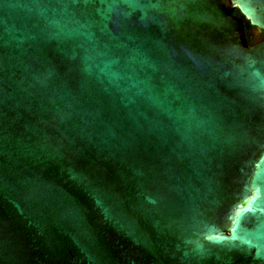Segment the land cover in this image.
<instances>
[{
    "label": "water",
    "instance_id": "95a60500",
    "mask_svg": "<svg viewBox=\"0 0 264 264\" xmlns=\"http://www.w3.org/2000/svg\"><path fill=\"white\" fill-rule=\"evenodd\" d=\"M264 0H0V264H264Z\"/></svg>",
    "mask_w": 264,
    "mask_h": 264
},
{
    "label": "trees",
    "instance_id": "16d2710c",
    "mask_svg": "<svg viewBox=\"0 0 264 264\" xmlns=\"http://www.w3.org/2000/svg\"><path fill=\"white\" fill-rule=\"evenodd\" d=\"M232 14L242 20L247 44H251L253 40L250 38V34L252 31H255L257 29L249 25L248 21L239 13L237 8H234V10L232 11ZM260 33L264 35V32L260 31Z\"/></svg>",
    "mask_w": 264,
    "mask_h": 264
},
{
    "label": "flooded vegetation",
    "instance_id": "af4514ba",
    "mask_svg": "<svg viewBox=\"0 0 264 264\" xmlns=\"http://www.w3.org/2000/svg\"><path fill=\"white\" fill-rule=\"evenodd\" d=\"M250 38L254 41L264 38V35L260 33L259 30L252 31L250 34Z\"/></svg>",
    "mask_w": 264,
    "mask_h": 264
}]
</instances>
